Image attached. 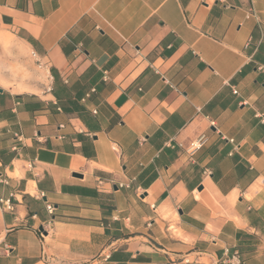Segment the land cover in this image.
Wrapping results in <instances>:
<instances>
[{
  "label": "crops",
  "instance_id": "1",
  "mask_svg": "<svg viewBox=\"0 0 264 264\" xmlns=\"http://www.w3.org/2000/svg\"><path fill=\"white\" fill-rule=\"evenodd\" d=\"M260 67L264 0H0V264H264Z\"/></svg>",
  "mask_w": 264,
  "mask_h": 264
},
{
  "label": "built area",
  "instance_id": "2",
  "mask_svg": "<svg viewBox=\"0 0 264 264\" xmlns=\"http://www.w3.org/2000/svg\"><path fill=\"white\" fill-rule=\"evenodd\" d=\"M250 15H254V13H253L252 10L250 11ZM259 70H261V71L264 72L263 67H260ZM233 93H234V94H237L236 91H233ZM257 117L260 119L261 122H264V115H259V116H257ZM230 142H232V141H230ZM0 183H1V184H5V185L7 184V180H6V178H4L1 174H0ZM41 196H42V195H41ZM0 203H1L2 205H4V207H5L7 210H11V209H12V205H11V203H10L9 200H5V201L0 200ZM45 210H46V212H47L49 215H51V214L53 213V210H54V209H53V206H52V205H50V204H46V205H45ZM106 258H108V257H106ZM232 261H233L232 264H240V262H239V260L237 259V257H234Z\"/></svg>",
  "mask_w": 264,
  "mask_h": 264
},
{
  "label": "rangeland",
  "instance_id": "3",
  "mask_svg": "<svg viewBox=\"0 0 264 264\" xmlns=\"http://www.w3.org/2000/svg\"><path fill=\"white\" fill-rule=\"evenodd\" d=\"M23 72L26 73V76L22 75L20 76V79L23 80H28L31 81L30 84L36 85V84H40L43 81V75H39V74H34L33 71L29 68V67H25L23 68Z\"/></svg>",
  "mask_w": 264,
  "mask_h": 264
},
{
  "label": "water",
  "instance_id": "4",
  "mask_svg": "<svg viewBox=\"0 0 264 264\" xmlns=\"http://www.w3.org/2000/svg\"><path fill=\"white\" fill-rule=\"evenodd\" d=\"M74 176H77V175H74Z\"/></svg>",
  "mask_w": 264,
  "mask_h": 264
}]
</instances>
